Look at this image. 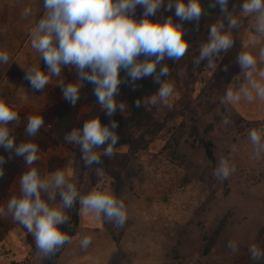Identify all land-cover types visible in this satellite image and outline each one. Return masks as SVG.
Returning <instances> with one entry per match:
<instances>
[{
	"label": "rangeland",
	"instance_id": "1",
	"mask_svg": "<svg viewBox=\"0 0 264 264\" xmlns=\"http://www.w3.org/2000/svg\"><path fill=\"white\" fill-rule=\"evenodd\" d=\"M37 1L0 0V33L7 28L14 15L19 17L22 9L23 15L24 9L30 7L31 15L22 18L21 30L25 36L31 30L34 19L44 12ZM235 2L239 3L240 0ZM174 13V8L171 11L161 8L151 19L174 17ZM142 14L143 8L137 6L135 18L141 19ZM217 19H220L218 8L209 10L201 18L198 29L195 21L185 22V27L190 30V48L183 59L177 62L168 60L171 63V76L165 79L174 85V92L167 106L145 103L142 107H136L137 99L151 96H143L136 85L128 94L119 93V100L128 107L125 113H115L122 117L115 120L119 125L116 132L121 139L126 138L129 142L117 146L112 159L102 156L101 165L89 168L81 160L79 147L59 142L50 145L57 147V154L49 155L46 160L39 156V161L33 165L45 178H49L54 171L64 168L67 164L65 153L71 150L76 165L71 168L73 176L70 181L76 184L81 195L94 188H112L114 194L124 200L128 219L123 228L103 220L104 235L109 236L118 247L119 264H234L239 257L249 253L251 245H256L260 240L264 230V152L257 156L249 138L250 131H259L260 125L243 122L229 105L221 103L229 80L240 69L236 57L253 33L251 26L254 17L245 19L244 27L233 32L234 47L221 53L214 66L209 67L207 59L194 66L193 60L199 57L200 45L207 41L208 27ZM3 47L12 49L7 39L0 36V51H5ZM8 74L17 76L18 82L28 85L29 92L33 93L37 102L53 104L48 111L51 114L64 101L61 85L77 77L74 69L64 68L60 78L53 77L44 90L37 92L24 78L25 71H16L11 67ZM53 80L61 83L52 84ZM90 111L91 108H82L74 128L82 129ZM48 118L42 129L53 137H60L61 133L53 130L54 116L49 115ZM225 118L229 120L227 125L223 123ZM26 123L27 119L23 117L16 125ZM203 140L212 141L214 161L207 157ZM50 146L39 150L38 155ZM221 158H228L230 164L235 165V172L223 181L214 175ZM98 167L103 168L101 175L96 174ZM27 170L25 166L23 172ZM16 193L19 195V189ZM11 197L6 192L3 196L5 205H2L4 202L0 204V208L5 210L0 213V241L10 230L21 226L6 212ZM59 199L57 195V202ZM76 208L79 215V203L72 210H67L70 220L68 224L60 226L62 231H71L74 224L72 215ZM222 224L224 226L212 249L204 255V237L211 236ZM25 232L23 243L16 245L18 257L22 260L12 259L10 256L16 253L5 245L0 248L1 259H10L9 264H56L57 259L52 261L51 258L38 256L34 238L26 229ZM94 232L96 238L102 240L104 235L101 231ZM230 241L237 244L235 252L227 247ZM2 254H7V257ZM74 254L77 252L71 251L70 258H74ZM87 260L91 264H106V259L101 257Z\"/></svg>",
	"mask_w": 264,
	"mask_h": 264
},
{
	"label": "clouds",
	"instance_id": "2",
	"mask_svg": "<svg viewBox=\"0 0 264 264\" xmlns=\"http://www.w3.org/2000/svg\"><path fill=\"white\" fill-rule=\"evenodd\" d=\"M137 6L143 8L141 19L135 18ZM161 8L165 11L174 8V17L151 19ZM217 8L220 19L208 27L207 41L200 45L199 57L193 60V65L198 66L207 59L208 66H214L221 53L234 47L233 32L244 27L245 19L254 17L253 38L243 43V50L236 57L241 72L226 87L221 103L236 104L242 99L248 103L254 99L264 102V69L258 67L264 65V0H240L239 3L208 0L206 7L204 0H167L166 5L165 0H43L42 18L36 21L29 35L31 47L40 54L46 70L40 66L28 67L24 78L32 90L38 92L44 90L53 77L60 78L64 68L74 69L76 79L61 85L63 99L76 107L81 89L85 83L91 84L96 102L111 118L117 111L125 113L128 107L118 98L120 85L124 82L120 76L123 70L133 85L147 77H152L159 85L148 99H137L136 107L145 103L167 106L174 85L163 79L171 76L164 61L177 62L189 50L190 30L185 27V22L195 21L198 29L201 18L209 9ZM29 15L31 8L26 7L23 16ZM8 61V53L0 51V63L7 64ZM240 80L244 82L237 86ZM19 120L15 106L0 99V148L8 153L7 158L0 155V178L4 177L5 165L13 156L22 158L28 168L20 176L19 195L8 200L6 212L32 235L38 256L50 259L65 244L71 243L70 236L60 226L68 224L70 216L66 212L77 203L81 212L123 228L128 219L124 200L119 199L112 188H94L81 195L66 171L75 167V161L69 159L64 168L57 169L49 178L33 166L40 159L39 146L31 140L17 143L11 134L9 125L19 123ZM223 123L227 125L229 120L225 118ZM44 126L42 115H30L25 134L35 137ZM118 126L115 120L102 124L99 116H93L85 121L82 129L73 128L66 133L64 140L79 147L81 160L91 168L102 164V156L113 158L119 141ZM249 138L259 156L264 152V133L252 129ZM105 144L107 147L99 151ZM102 172V167L96 168L97 175ZM234 172L235 165L230 164L228 158H221L214 169V175L221 181ZM4 211L0 208V213ZM91 242V236L83 237L81 249L86 250ZM227 247L232 252L237 250L235 241H230ZM249 253L253 261L264 260V250L255 244L250 246Z\"/></svg>",
	"mask_w": 264,
	"mask_h": 264
},
{
	"label": "crops",
	"instance_id": "3",
	"mask_svg": "<svg viewBox=\"0 0 264 264\" xmlns=\"http://www.w3.org/2000/svg\"><path fill=\"white\" fill-rule=\"evenodd\" d=\"M37 2L39 3V6H43V0H39ZM21 11L19 17L14 15V17L9 20L10 24L7 26V28H4L0 33L1 38L7 39V43H9L12 48L7 49L6 47H3L9 55V61L7 64H2V66H0V99L5 100L10 105H14L15 110L18 112L19 116L21 115L20 119L23 117L27 119V117L30 115H42L45 122L47 119H49V115H52V117L54 116V119H56V111L54 114L48 113L49 108L53 104L47 105L46 103H43L41 101L37 102V100L33 98V93L29 92L30 88H28V85H25L21 81L18 82L16 80L17 76L8 74V71H10L11 67L20 72L25 71V69H27L28 67L37 66H40L42 70H46V66L43 60L40 59V54L31 47L29 35L31 30H29L25 36L21 30L23 29V15ZM42 15L40 14L37 19H34L35 21L33 26H31L32 28L35 26L36 21L42 18ZM18 27L20 29H18ZM253 35L254 34L252 33L248 40L252 39ZM258 67L264 69V65H259ZM240 72L241 69H239L232 76L227 86L233 82L234 78L238 76ZM55 78L57 77H54V79ZM11 81L14 82L13 85ZM243 82V80H240L239 82H237V86H239ZM51 83L58 85L61 82L58 81L56 83V81L53 80L51 81ZM228 105L243 122L250 124L259 123V125L264 123V102H261L259 99H254L252 103H248L246 100L242 99L239 103ZM16 124L17 123H12L9 125V127L17 126ZM56 148L50 146L47 151L43 152L39 156L46 160L45 158L49 155L57 154ZM71 153H73L71 150H68V153H65L67 163L69 159L72 160ZM72 172L73 169L69 168L67 171L69 178L73 176ZM20 176L21 174L15 177L12 185L10 186V189L8 190V193H10L11 196H18L16 191L19 189ZM3 202L4 204L2 205H5L4 198L1 199L0 204ZM104 230L105 224L102 218L98 219L94 215L85 214L80 211L77 231L73 236L70 237L71 243H68L65 246L61 254L58 256L56 264H91V261L87 259H93L94 257H101V259H106L104 260L106 264H111V262L119 264L120 261L117 258L118 247L109 236L104 235ZM94 231H101L100 233L104 235L102 237V240H98L96 238V233ZM23 234H26L25 228L16 226L14 229L10 230V232L7 233L6 236L0 241V248L5 245L7 246V248L9 247L13 249V251L16 253L14 256H10L12 259L16 258L17 260H22L18 257L19 255L17 253L18 250L16 245L17 243H23ZM85 236H91L92 238V243L89 246L90 248L88 247L86 250L81 249L80 247V241ZM71 251H75V253L77 252V254H74V258H70L69 256ZM67 252H69L68 257H66ZM2 255H5V257H7V254ZM113 256H115V259H112ZM8 260L10 259H7L6 261L1 259L0 257V264H9ZM142 264L153 263L144 262Z\"/></svg>",
	"mask_w": 264,
	"mask_h": 264
},
{
	"label": "trees",
	"instance_id": "4",
	"mask_svg": "<svg viewBox=\"0 0 264 264\" xmlns=\"http://www.w3.org/2000/svg\"><path fill=\"white\" fill-rule=\"evenodd\" d=\"M208 3V0H204L205 7ZM212 10V9H209ZM143 59V57H141ZM165 64H167L170 68L171 63L168 60L164 61ZM120 76L124 78V82L120 85L119 93H129L134 90L135 85L137 86L138 90H141L143 96H150L153 93L157 91L159 88V85L153 82V78H143L139 81L135 82V85H133L132 82L128 80L126 77V73L121 70ZM165 79V78H163ZM124 100V98H122ZM88 107L91 108L90 113H88L85 117V120L83 122V125L86 120L93 116H99L102 124H108L110 120H117L118 116H113L111 118L107 117L106 114L101 110L99 104L96 102V97L93 94V86L91 84L85 83V86L81 89L80 93V100L78 101L76 107H72L70 103L66 100L62 101L59 104V107L56 110V119L53 123V130L55 133L60 134V137H53L52 135H49L44 131V129H40L39 132L36 134L35 137H28L25 134V127L26 124H21L18 126H10L11 134L16 139L17 143H20L22 141H29L36 143L39 146V150H45L50 145L58 144L59 142H65L64 136L66 133L70 132L77 121L78 115L82 108ZM83 128V126H82ZM129 140L126 138L121 139L119 137V141L117 146H121L124 144H128ZM203 145L205 147L206 155L207 157L214 161V154H213V143L212 141H205L203 140ZM107 144L103 145L100 149H103ZM0 155H4L6 158L8 156V153L5 152L2 148H0ZM101 160H103V157H101ZM25 163L22 158L13 156L11 160L8 161V163L5 165L4 172L5 175L3 178H0V201L5 195L6 192L10 189V186L12 185L15 177L22 173L25 169ZM72 218L74 219V224L67 234L71 237L73 236L78 228L79 224V215H78V209L74 211ZM223 224L218 227V229L211 235V236H205V246L203 249V254L207 255L210 250L213 247V244L218 237L219 233L221 232L223 228ZM261 250H264V230H262L260 235V240L256 244ZM64 248H62L58 253H56L55 256L51 257L52 261H55L58 256L61 254ZM234 264H264V260L261 261H253L250 258V253L247 255H244L242 257H239Z\"/></svg>",
	"mask_w": 264,
	"mask_h": 264
},
{
	"label": "built area",
	"instance_id": "5",
	"mask_svg": "<svg viewBox=\"0 0 264 264\" xmlns=\"http://www.w3.org/2000/svg\"><path fill=\"white\" fill-rule=\"evenodd\" d=\"M259 132L264 133V123L259 126Z\"/></svg>",
	"mask_w": 264,
	"mask_h": 264
}]
</instances>
